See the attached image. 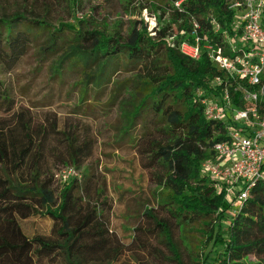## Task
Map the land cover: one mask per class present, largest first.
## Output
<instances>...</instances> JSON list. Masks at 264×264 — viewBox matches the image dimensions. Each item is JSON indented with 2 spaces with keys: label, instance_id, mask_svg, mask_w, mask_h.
Here are the masks:
<instances>
[{
  "label": "trees",
  "instance_id": "1",
  "mask_svg": "<svg viewBox=\"0 0 264 264\" xmlns=\"http://www.w3.org/2000/svg\"><path fill=\"white\" fill-rule=\"evenodd\" d=\"M234 1L242 0H168V17L162 9L151 30L141 21L126 35L83 26V20L54 26L45 19H25L19 14L0 19V63L7 68L34 44L40 55L54 58V78H78V108L88 99L102 100L109 89L104 106L117 107L123 136H132L131 130L153 115L156 128L164 134L162 141H148L150 163L159 166L155 173L161 189L158 206L179 227L197 226L205 236L206 251L194 257L198 263L202 255L201 264H264V181L253 183L225 225L230 208L226 188L218 187L202 171L203 161L215 157L214 144L228 139L229 124V118L207 119L202 100L222 97L226 87L233 108L242 109L241 88L257 91L260 87L228 77L204 48L211 44L226 56L244 49L240 30L233 27L236 9L230 4ZM183 41L199 45L198 58L180 51ZM235 43L238 46L232 49ZM125 70L134 71V77L121 82L119 74ZM216 77L222 80L219 85L214 83ZM259 102L264 104V96ZM0 106L7 111L14 107L1 81ZM259 110L264 112V106ZM9 116L0 118V264H40L55 256L62 264H85L88 254L101 250L105 241L101 207L76 196L82 176L60 182L56 173L66 166L78 170L91 153L89 140L52 124L47 127L23 109ZM47 135L61 137L57 139L61 152L53 154L65 166L54 173L43 164ZM55 182L60 185L57 194ZM146 213L151 214V209ZM33 215L50 217L58 237L27 235L20 221ZM157 225L175 263L183 264L169 226L159 221ZM95 236L102 239L85 241Z\"/></svg>",
  "mask_w": 264,
  "mask_h": 264
},
{
  "label": "rangeland",
  "instance_id": "2",
  "mask_svg": "<svg viewBox=\"0 0 264 264\" xmlns=\"http://www.w3.org/2000/svg\"><path fill=\"white\" fill-rule=\"evenodd\" d=\"M167 1L0 0V19L19 14L25 19H45L54 26L60 22L83 20V26L126 35L141 21L151 30L162 9L167 10L165 17H168L171 10ZM32 45L11 68L0 63V81L14 100L11 111L0 106V118L9 119L14 110L23 109L47 127L52 124L59 130L77 133L80 140H89L91 153L78 167L82 180L76 196L82 197V201L99 204L100 219L105 223L106 232L102 249L88 254L85 264H176L158 221L169 226L183 264H201L202 255L198 263L194 262V257L206 251L205 236L199 233L197 226L179 227L176 220L158 206L161 189L155 173L159 166L150 163L152 152L148 151V141H162L164 134L156 128L153 115L149 114L145 122L136 125L131 130L132 136H123V122L117 107L104 106L109 89L102 100L88 99L78 108V78H54L51 72L54 58L43 57ZM133 72L121 71V82L132 79ZM143 123H146L147 132L142 128ZM57 139L61 140V137L47 135L44 138L46 155L43 164L47 163L53 173L58 167L65 166L53 154L61 152L62 144ZM53 189L57 194L60 185L55 182ZM239 208V202L230 205L225 225ZM148 209H151L149 215ZM20 223L29 236L58 237L50 217L33 215ZM101 239L95 236L85 241ZM248 257L254 259L252 254ZM62 263L60 257L55 256L43 259L40 264Z\"/></svg>",
  "mask_w": 264,
  "mask_h": 264
},
{
  "label": "built area",
  "instance_id": "3",
  "mask_svg": "<svg viewBox=\"0 0 264 264\" xmlns=\"http://www.w3.org/2000/svg\"><path fill=\"white\" fill-rule=\"evenodd\" d=\"M179 2H175L178 5ZM230 7L236 9L233 27L239 29V40L244 49L233 56L223 55L219 48L206 44L210 59L228 77L242 78L250 86L259 85L257 91L242 87L245 108H233L226 87L222 97L204 98V114L207 119H228V139L214 144L215 157L202 163V171L225 186L226 202L230 205L246 199L254 182L264 181V112L259 109V97L264 96V0L234 1ZM198 40V39H196ZM235 43L232 49L237 48ZM180 51L198 58L199 45L183 41ZM221 78L214 79L215 84ZM56 177L64 182L71 177L80 178L73 166L59 169Z\"/></svg>",
  "mask_w": 264,
  "mask_h": 264
}]
</instances>
